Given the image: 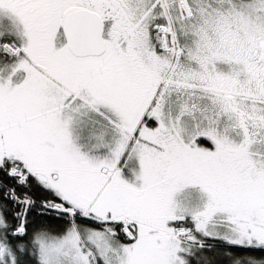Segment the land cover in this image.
Returning <instances> with one entry per match:
<instances>
[{"label":"snow or ice","instance_id":"snow-or-ice-1","mask_svg":"<svg viewBox=\"0 0 264 264\" xmlns=\"http://www.w3.org/2000/svg\"><path fill=\"white\" fill-rule=\"evenodd\" d=\"M0 264H264V0H0Z\"/></svg>","mask_w":264,"mask_h":264}]
</instances>
